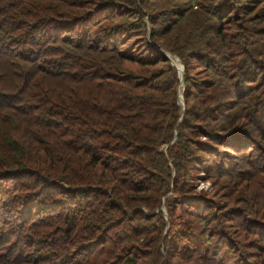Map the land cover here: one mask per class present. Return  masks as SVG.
I'll return each instance as SVG.
<instances>
[{
	"label": "trees",
	"instance_id": "trees-1",
	"mask_svg": "<svg viewBox=\"0 0 264 264\" xmlns=\"http://www.w3.org/2000/svg\"><path fill=\"white\" fill-rule=\"evenodd\" d=\"M1 181L0 264H264V0H0Z\"/></svg>",
	"mask_w": 264,
	"mask_h": 264
},
{
	"label": "water",
	"instance_id": "water-1",
	"mask_svg": "<svg viewBox=\"0 0 264 264\" xmlns=\"http://www.w3.org/2000/svg\"><path fill=\"white\" fill-rule=\"evenodd\" d=\"M161 51L165 54V56H167L169 59H170V62L172 64H174L179 72V78H180V83L177 87V100H178V103L180 105V110H181V118L183 116V112H184V103H183V99H182V95L179 93V90H180V86L182 85V73H183V65L180 61V59L176 56L177 60H178V63L174 62L173 59L171 58L170 56V52L164 50V49H161ZM173 54V53H172ZM180 118V119H181ZM164 210V209H163ZM165 213V212H164Z\"/></svg>",
	"mask_w": 264,
	"mask_h": 264
},
{
	"label": "rangeland",
	"instance_id": "rangeland-1",
	"mask_svg": "<svg viewBox=\"0 0 264 264\" xmlns=\"http://www.w3.org/2000/svg\"><path fill=\"white\" fill-rule=\"evenodd\" d=\"M148 28H149V26H148ZM177 56V55H176ZM181 90H182V86H181V88H180V90H179V93L182 95V92H181ZM200 175H198V177H199ZM197 177V179L195 180V182L197 183V187H199V188H203V189H208L209 188V182H202V181H200L201 179L200 178H198ZM5 183H4V181H1L0 182V186H2V185H4Z\"/></svg>",
	"mask_w": 264,
	"mask_h": 264
},
{
	"label": "bare ground",
	"instance_id": "bare-ground-1",
	"mask_svg": "<svg viewBox=\"0 0 264 264\" xmlns=\"http://www.w3.org/2000/svg\"><path fill=\"white\" fill-rule=\"evenodd\" d=\"M171 58L173 59L174 62L178 63V60L176 58V55L175 54H170Z\"/></svg>",
	"mask_w": 264,
	"mask_h": 264
}]
</instances>
